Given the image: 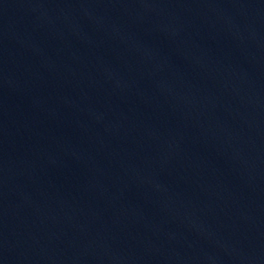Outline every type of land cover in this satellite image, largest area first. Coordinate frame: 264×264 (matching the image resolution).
<instances>
[{
  "label": "water",
  "instance_id": "1",
  "mask_svg": "<svg viewBox=\"0 0 264 264\" xmlns=\"http://www.w3.org/2000/svg\"><path fill=\"white\" fill-rule=\"evenodd\" d=\"M0 264H264V0H0Z\"/></svg>",
  "mask_w": 264,
  "mask_h": 264
}]
</instances>
